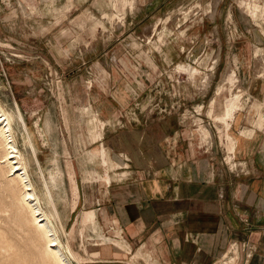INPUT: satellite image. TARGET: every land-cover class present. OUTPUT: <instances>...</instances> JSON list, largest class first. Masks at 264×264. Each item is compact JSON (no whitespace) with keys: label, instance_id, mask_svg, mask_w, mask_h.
<instances>
[{"label":"rangeland","instance_id":"1","mask_svg":"<svg viewBox=\"0 0 264 264\" xmlns=\"http://www.w3.org/2000/svg\"><path fill=\"white\" fill-rule=\"evenodd\" d=\"M221 1L134 0L131 8L122 0H0V101L15 120L18 145L50 214L53 208L46 198L40 171L17 121V104L46 175L54 168L53 161H57L60 191L54 199L60 219L54 218L62 241L70 245L76 257L74 264H103L97 251L104 244L101 237L111 239L106 244L116 250L121 249L114 241L129 245L117 220L112 219L104 231L99 224L98 232H94L90 225L82 223L83 214L90 210L77 215L88 208L84 201L81 200L78 213L71 211L80 195L98 197L102 187L117 189L127 176L125 169L111 171L106 151L107 168L94 157L102 144L110 158L124 166L126 133L155 130L160 122L151 116L160 109L161 113H168L173 107L178 110L180 116L171 126L188 129L191 143H198L202 126L209 129L206 154L219 153L230 172L240 170L245 174L246 168L241 164L231 168L226 162L215 125V116L225 112L224 102L230 98L229 85H225L214 107L212 99L218 97V86L235 73L239 81L236 89L243 93L241 111L235 113V118L238 113L254 117L251 125L258 128L264 117V103L256 99L262 97L259 87L264 83V39L253 40L236 22L238 8L249 15L241 2L259 7L264 4H260L261 0H224V7ZM68 4L70 9L65 10ZM119 15L124 17L122 24ZM262 17L251 18L259 30V26H264ZM114 20L118 22L113 25ZM94 21H102L105 29L94 31ZM156 24L157 30L150 37ZM235 27L239 33H233ZM178 66L195 75L190 78L188 73L179 72ZM182 83L190 87L185 91L177 88ZM184 92L191 98L200 94L205 102L200 106H179L177 98ZM139 113L149 119L138 121L135 117ZM116 114L123 117L114 119ZM100 129L102 139L94 141L96 130ZM3 153L0 142V162ZM233 161L237 163L235 158ZM8 172L0 164V264H56L45 253L46 240L33 224L22 199L21 185ZM104 174H111V184L102 179ZM99 201L95 202L97 207ZM244 245L248 243H233L221 256V264H248L254 249L247 260ZM90 246L95 249L89 250ZM123 251L128 254L129 264H133L134 250L126 247ZM88 255L97 262L90 261ZM140 257L144 258L140 253L135 256Z\"/></svg>","mask_w":264,"mask_h":264},{"label":"crops","instance_id":"2","mask_svg":"<svg viewBox=\"0 0 264 264\" xmlns=\"http://www.w3.org/2000/svg\"><path fill=\"white\" fill-rule=\"evenodd\" d=\"M122 1L133 8L134 0ZM259 2L264 4V0ZM220 3L224 7L227 5L224 0ZM231 6L234 7L232 3ZM64 9L69 10L70 4ZM237 14L236 24L242 26L253 40L264 39V26H259L260 30L255 28L257 23L240 8ZM120 16L118 20L122 24ZM115 22L118 21L114 20L112 24ZM245 26H252V29ZM92 29L101 31L105 25L102 21H94ZM239 32L235 27L233 33ZM159 41L163 43L162 36ZM188 85L182 83L177 88L188 89ZM260 85L262 97L254 98L264 103V83ZM177 99L181 102L177 103L179 106L188 107L205 102L200 94L191 98L186 92ZM213 99L214 107L219 99ZM159 103L164 107L162 100ZM176 111L173 107L168 113H161L160 109L156 114H150L151 117L155 115L151 119L156 117L160 122L155 130L146 128L139 133H126V146L122 151L124 166L114 162L105 147L111 171L125 169L126 178L112 191L111 186L102 187L98 197L80 195L71 214L79 212L82 200L88 208L77 214L78 217L84 210H94L103 231L112 219L117 220L129 245L125 241L123 244L135 252L133 264H221L220 258L230 246L242 242L254 249L248 264H264V130L251 125L254 117L241 113L234 117L228 129L216 125L226 162L231 168L239 164L246 168L245 174L240 170L230 172L218 151V154L213 153L214 156L204 151L206 142L201 131L205 127L199 130L198 143H191L188 129L171 126V122L180 116ZM138 115L135 117L138 121L149 117ZM117 117L120 120L123 114L113 118ZM207 131L211 134L209 129ZM226 139L233 140L231 146ZM111 181L110 174L106 183L111 184ZM97 199L100 207L95 205ZM94 249V246L89 248ZM97 251L103 264H129L128 254L123 250L103 244ZM138 253L144 258H135ZM93 257L90 261L96 263Z\"/></svg>","mask_w":264,"mask_h":264},{"label":"bare ground","instance_id":"3","mask_svg":"<svg viewBox=\"0 0 264 264\" xmlns=\"http://www.w3.org/2000/svg\"><path fill=\"white\" fill-rule=\"evenodd\" d=\"M240 4L242 6V9H244L247 12V14L251 16V18H254V20L258 19L260 16H264V7H259L258 5L253 4L252 2H241ZM120 19L122 21L124 20L123 17H120ZM120 23L122 22L120 21ZM157 26L158 24L156 25V27ZM156 27L154 28V30H152L153 33L156 32L157 30ZM258 53L259 50L257 51L256 57H258ZM178 70L179 72L181 71L188 73L190 78L191 75L192 76L195 75L194 72H192L191 70L184 69L182 66H178ZM260 76H263V74H261ZM238 82L239 81L235 78V73H232L229 77L226 78L225 83L220 85V87L218 88V94H217L218 97L216 99H218L222 94V92L225 90L226 88L225 85H229L228 90L230 91V98H228L227 100L225 99L226 101L224 100L225 112L223 113V116L215 117V125H217L219 128L224 127L228 129L230 122L234 120L235 113L241 110L243 93L240 89L239 90L236 89L238 87L237 85ZM210 114L212 115L213 111H210ZM16 116L18 119L17 120L18 123L20 124V126L24 131L23 140L25 142V145H27L31 149L33 153L32 155L34 161L40 171L39 177L45 186L46 195H47L46 198L48 199L50 205L53 208V214H50L47 211L43 203L44 200L37 191L36 183L34 182L31 176L25 156L18 145L16 131L14 129L15 120L1 101H0V142L3 147L4 153L2 155L1 158L2 161L0 162V164L5 165V167H7L9 170L8 172L9 177L12 178L13 181H17L21 185L23 191L22 193L23 202L27 206V209L29 210L30 214L32 215L34 226H36L42 232L44 239L46 240V246H45L46 255L48 257H51L56 264H74L73 261L74 259H76V257L72 254L70 245L68 244L66 245L62 241L58 229L59 227L57 225V222L55 221L56 219L58 220L60 219L54 199L55 198L54 196L57 195V193L60 191V190L58 191V187H57V183L60 175V168L57 165V161L54 160L53 161L55 165L54 168L51 171H49L48 175L45 174L37 157V149L32 134L28 129V126L25 122V119L18 104H17ZM260 121L261 122L259 123L258 128L262 129L264 127V117ZM255 122H258V120H256ZM207 130L205 128H202L201 131L202 136L205 139L210 136V133ZM100 139H102L101 129L100 131L96 130V134L94 135V141ZM226 141L228 142L229 146H231V144L233 143L232 139H226ZM232 148H234L233 145ZM105 151L106 149L104 147V144H102V147L99 149L98 153L96 154L97 156L94 157L96 158L98 157L105 166V168H107ZM108 177L109 176L107 174L106 175L104 174L102 179L107 181ZM82 223L85 225H90L94 232H98L99 230V223L95 211L85 212L82 217ZM101 238L104 244H106V242H111V239H107L104 237ZM113 243L116 245L117 248L120 247L121 250L126 249L125 245L122 242L118 243L114 241ZM235 253L236 251L234 252V254ZM236 258L238 257H235V259Z\"/></svg>","mask_w":264,"mask_h":264},{"label":"built area","instance_id":"4","mask_svg":"<svg viewBox=\"0 0 264 264\" xmlns=\"http://www.w3.org/2000/svg\"><path fill=\"white\" fill-rule=\"evenodd\" d=\"M243 250L245 251V257H247V260L251 259L252 257V251H253V247L251 245H244L242 246ZM235 249V246H232V250ZM236 250V249H235ZM248 253V254H247ZM225 264H227L226 262H224Z\"/></svg>","mask_w":264,"mask_h":264}]
</instances>
